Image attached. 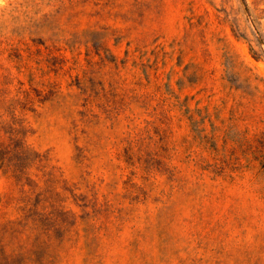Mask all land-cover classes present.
<instances>
[{
  "label": "rangeland",
  "instance_id": "rangeland-1",
  "mask_svg": "<svg viewBox=\"0 0 264 264\" xmlns=\"http://www.w3.org/2000/svg\"><path fill=\"white\" fill-rule=\"evenodd\" d=\"M0 264H264V0H0Z\"/></svg>",
  "mask_w": 264,
  "mask_h": 264
}]
</instances>
